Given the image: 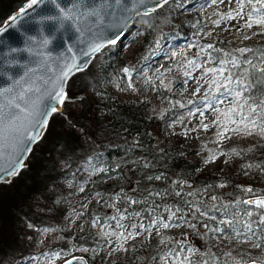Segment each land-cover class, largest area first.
<instances>
[{
	"label": "trees",
	"instance_id": "obj_1",
	"mask_svg": "<svg viewBox=\"0 0 264 264\" xmlns=\"http://www.w3.org/2000/svg\"><path fill=\"white\" fill-rule=\"evenodd\" d=\"M22 1L0 0V22ZM178 1L183 4L192 0ZM200 19L201 15L195 9L179 12L168 3L148 16L135 15L133 21L140 31V40L134 49L133 60L140 62L167 38L181 40L195 36V25ZM205 42L206 62L209 66L222 68L224 84L221 90L224 88L233 93L234 105L243 103L247 108L252 107L258 119L257 127L264 126V65H261L264 43L250 44L240 51L224 39ZM126 65L116 46L107 44L94 54L84 69L73 72L66 83L68 99L59 110L50 114L45 130L32 144L25 165L8 181L0 182V264H14L15 260L30 253L33 239L27 238V234L35 235L39 226H61L65 207H59L58 202L69 190L60 184V177L68 175L83 179L84 169L99 165H104V169L92 176L86 189L97 195L98 202L124 193L137 203L143 221L146 220L147 205L152 202L190 213L191 221L199 226L204 220L199 210L226 215L230 220L216 222L212 218L206 224L220 229L223 234L240 231L236 239L252 236L254 240L253 248L241 251L237 260L226 258L216 246L206 242L203 253L190 257L188 264L264 261L261 211L243 203L249 194H264V142L255 141L252 150L236 149L242 164L250 168L252 176L248 183L252 192L227 175L222 178L224 185L219 194L216 184L221 178L195 173L189 150L160 136L159 127L173 117L174 107L151 113L149 99L118 98L106 88L112 84L126 87L122 71ZM132 67L136 68L135 65ZM157 89L158 86L154 94ZM168 95L173 96L165 88L158 97ZM112 173L116 178L107 181ZM186 180H190L189 186L184 185ZM155 194L161 197L156 198ZM210 202H214L213 211L205 207ZM248 212L251 215H247ZM236 225H239L238 229ZM62 234L88 246L101 240L92 233L72 235L64 230ZM156 259V253L143 256L131 251L132 264H157Z\"/></svg>",
	"mask_w": 264,
	"mask_h": 264
},
{
	"label": "rangeland",
	"instance_id": "obj_2",
	"mask_svg": "<svg viewBox=\"0 0 264 264\" xmlns=\"http://www.w3.org/2000/svg\"><path fill=\"white\" fill-rule=\"evenodd\" d=\"M168 5L178 8L179 12L189 9L198 11L201 19L195 25V36L181 40L167 38L158 49L149 51L146 58L135 62L133 52L140 40V31L132 21L131 28L127 29L128 35L116 46L127 62L124 68L129 69V74L123 72L126 87L112 84L106 88L118 98L149 99L151 113L174 107L173 117L159 127L160 136L189 150V157L195 163V173L221 178L216 184L219 194L224 185L222 178L227 175L239 180L240 187L248 189V179L252 176L250 168L242 164L240 154L232 149L252 150L255 141L259 144L264 142V135L260 134V127H256L251 134L245 131L249 120L258 125L255 111L243 103L234 105L233 93L224 88L221 90L224 84L220 73L222 68L209 66L206 62L205 41L224 39L240 51L250 44L264 43V24L245 26L252 8L257 9L252 13L253 19L264 16V0H244L240 16H237V11L241 9L239 0H192L183 4L178 0H168ZM229 15L232 19L226 18ZM261 65H264V56ZM157 86V93L154 94ZM165 88L173 96L159 98ZM213 155L215 160L204 162ZM101 169L104 165L84 169L86 175L83 179L68 175L60 177V184L69 190L58 202L59 207H65L61 226L41 225L35 235L28 233L27 238L33 239V250L15 260L14 264H60L74 254L85 255L89 264H132L131 251L143 256L156 253L157 264H188L190 257L203 253L202 247L205 248L203 245L206 242L233 260L241 257V251L253 248L252 236L236 239L240 231L223 234L220 229L217 231V228L206 224L212 218L216 222L230 220L226 215L199 210L204 216L201 223L205 224L201 227L191 221L190 213L160 206L157 202L147 205L146 220L143 221L137 203L124 193L98 202L97 195L86 192V189L92 176ZM115 178L116 174L112 173L106 180ZM155 197L161 196L155 194ZM213 203H206L205 207L212 210ZM193 208L199 209L196 206ZM163 224L170 226L164 228ZM238 228L239 225H236ZM64 230L72 235L92 233L101 240L91 246L80 244L62 234Z\"/></svg>",
	"mask_w": 264,
	"mask_h": 264
},
{
	"label": "water",
	"instance_id": "obj_3",
	"mask_svg": "<svg viewBox=\"0 0 264 264\" xmlns=\"http://www.w3.org/2000/svg\"><path fill=\"white\" fill-rule=\"evenodd\" d=\"M30 2L22 1L0 22V29L4 30L0 32V129H3L0 168L4 170L0 173V182L8 181L13 176L12 172L17 173L25 165L32 144L45 130L52 107L61 108V104L51 97L58 90L65 65L77 64L84 69L95 53L87 57L83 53H90L95 43L107 45L105 37L111 36L107 25L112 17L107 13L113 9L107 8L101 0H57L59 7L46 0L43 4L28 8ZM160 2L163 4V0ZM155 3L156 0H146L145 4L124 0L128 9L124 12L114 6V0H108V4L115 7L116 15L121 17V26L126 29L131 28L137 13L154 7ZM65 11L72 12L71 20L63 23L59 20L37 22L40 17L62 16ZM94 11L98 13L97 16L88 15ZM125 15L130 17L127 24L123 21ZM45 39L48 40L47 45L43 43ZM85 59L87 63H83ZM5 89L10 91H3ZM17 104L19 108L15 107ZM37 122L42 127L37 126ZM37 132L40 135L30 139ZM184 185H190V180L184 181ZM258 198H264V194L247 195L245 201ZM249 205L257 208L255 204ZM259 210L264 215V209ZM204 225L201 223V227ZM74 257L81 258L79 264H89L83 254L71 255L60 264ZM73 264H77V261L73 260ZM241 264L264 263L251 259Z\"/></svg>",
	"mask_w": 264,
	"mask_h": 264
},
{
	"label": "snow or ice",
	"instance_id": "obj_4",
	"mask_svg": "<svg viewBox=\"0 0 264 264\" xmlns=\"http://www.w3.org/2000/svg\"><path fill=\"white\" fill-rule=\"evenodd\" d=\"M46 0H31L30 4L28 5V8H32L33 5H37V4H43L45 3ZM50 2L53 5H56L57 7H59V5L57 4V0H50ZM146 0H134L135 4H145ZM101 3L103 5H105L107 8H112L113 10L111 12H108L107 14L112 17V19L109 21L107 27L108 29L111 31V36L105 37L106 43L110 46H117L118 42H120L126 35H128V31L125 27L121 26V17L116 15L115 13V7H120L124 12H127L128 9L127 7L124 5V0H114V6L113 5H109L108 4V0H101ZM168 0H163V4H161L160 0H156L155 6L152 8H145V10L143 11L142 15L144 16H148L151 14V12H154L156 10V8H160L163 7L164 4H167ZM244 0H239V4L241 5V9L240 11H237V16H240L243 14L242 12V6H243ZM253 12H257V9L252 8L248 14V19L246 21V27H251L253 23L256 24H264V16H259V18L257 19H253L252 17V13ZM137 14H141V13H137ZM88 15L90 16H97L98 13L97 12H90L88 13ZM227 19H232V17L229 15L226 17ZM72 19V12L71 11H65L63 13L62 16L59 17H50V16H46V17H40L39 20L37 21L38 23H43L45 21H50V20H59L61 23H63L64 21L67 20H71ZM130 19V17H128L127 15L123 16V21L125 24H127V21ZM3 29H0V32H3ZM247 38V37H245ZM43 43L45 45L48 44V40L45 39L43 41ZM104 47L103 43H95L91 46L90 49V53H83V55L85 57H87L89 54L92 53H98L100 52V50ZM13 51H15V49H13ZM83 63H87V59H85V61H83ZM235 63V62H233ZM82 70L80 68L79 65L77 64H66L65 65V69L62 70L61 76H60V83L57 86L58 90L54 92V94L52 95L51 99L55 100L58 104H63L65 102V100L68 99L65 91H64V85L68 79V77L71 75V73L73 71H79ZM122 71L127 75L129 74V69L128 68H124L122 69ZM211 71V70H210ZM219 71V70H217ZM129 87H131V85H129ZM3 91H10V89H5ZM15 107L19 108V105H15ZM58 109L56 107H52L51 112L55 113ZM231 111L235 112V109H232ZM255 110L253 109V112ZM47 114V113H45ZM202 114V113H201ZM46 124V121L44 122ZM241 123H243V121H241ZM37 126L42 127V125L40 124V122H37ZM205 128H207V125H204ZM257 125L255 123V121H250L249 123L245 125V131L248 132L249 134H251V132L256 129ZM236 131H239V129H236ZM260 134L264 135V126L260 127ZM40 135L39 132H37L35 134L34 137H31L30 139H36L38 136ZM3 138V129H0V139ZM26 150V149H25ZM233 152L236 151V149H232ZM215 155L209 157L208 159H206L204 162L208 163L210 160H215ZM4 170L2 168H0V173H3ZM15 172H12L11 175H15ZM7 174H5L6 177ZM159 179V177H157ZM246 191L248 192H252L251 188L246 189ZM243 203L245 204H255L257 206L258 209H264V198H258L255 200H247V201H243ZM247 215H251V212H248ZM173 219H175V216L172 217ZM261 223H264V215H262L260 217ZM93 223H96V221H93ZM155 223V221H154ZM169 224H163L162 227L167 228L169 227ZM133 227H135V225H133ZM217 231H219V229H217ZM81 258H76L74 257L73 260L77 261V264H79ZM73 260H66L65 264H73Z\"/></svg>",
	"mask_w": 264,
	"mask_h": 264
},
{
	"label": "flooded vegetation",
	"instance_id": "obj_5",
	"mask_svg": "<svg viewBox=\"0 0 264 264\" xmlns=\"http://www.w3.org/2000/svg\"><path fill=\"white\" fill-rule=\"evenodd\" d=\"M248 260H251V259H248ZM254 260H258V259H254ZM243 261H245V260H243ZM243 261H241V263H242ZM258 261L264 263V261H262V260H258ZM241 263H240V264H241Z\"/></svg>",
	"mask_w": 264,
	"mask_h": 264
},
{
	"label": "clouds",
	"instance_id": "obj_6",
	"mask_svg": "<svg viewBox=\"0 0 264 264\" xmlns=\"http://www.w3.org/2000/svg\"><path fill=\"white\" fill-rule=\"evenodd\" d=\"M61 28L63 27V25L61 24V26H60Z\"/></svg>",
	"mask_w": 264,
	"mask_h": 264
}]
</instances>
